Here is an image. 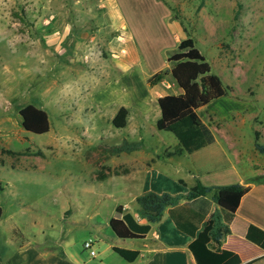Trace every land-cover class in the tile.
Masks as SVG:
<instances>
[{
	"label": "rangeland",
	"instance_id": "1",
	"mask_svg": "<svg viewBox=\"0 0 264 264\" xmlns=\"http://www.w3.org/2000/svg\"><path fill=\"white\" fill-rule=\"evenodd\" d=\"M112 36L120 37L110 44ZM176 36L192 38L229 87L198 110L215 139L200 163L210 175L250 176L251 163L264 159L254 148L264 144V0H0V205L15 211L7 222L18 239L91 260L83 240L97 252L99 231L109 229L93 225L113 217L117 204L135 212L129 198L140 190L139 173H113L129 160L136 169L150 158L163 171L177 163L181 182L199 181L189 179L192 154L165 158L176 139L156 130L159 111L146 82L167 68ZM158 83L161 93L178 92L168 75ZM26 104L46 112L48 131L21 127ZM119 104L128 115L115 128ZM123 141L137 147L112 148ZM101 166L105 176L97 179Z\"/></svg>",
	"mask_w": 264,
	"mask_h": 264
},
{
	"label": "trees",
	"instance_id": "2",
	"mask_svg": "<svg viewBox=\"0 0 264 264\" xmlns=\"http://www.w3.org/2000/svg\"><path fill=\"white\" fill-rule=\"evenodd\" d=\"M166 62V69H158L146 79L148 84L153 85L168 75L178 89L177 93L162 94L156 99L159 115L154 126L156 130L170 132L176 139V145L171 151H165V157L190 153L213 142L212 131L200 120L196 110L224 96L229 90L217 75L210 72L208 63L190 37L177 41L175 50L166 57ZM126 114L127 109L119 106L111 118V124L115 128L123 127ZM18 115L25 131L34 134L48 131L47 114L42 108L26 104L18 110ZM135 147L136 144L123 141L112 148L117 152H128ZM254 148L264 153L263 144L254 142ZM102 168L97 171V179L105 176ZM246 190L247 187L239 183L204 185L196 180L184 195L144 191L133 198L136 214L143 219L142 222L116 205L114 212L119 219H111L109 224L120 236L129 234L138 237L145 234L150 224L158 221L166 212L175 228L191 238L188 249L195 264H240L238 256L222 248L221 242L229 232V222ZM212 204L215 207L210 212ZM245 237L264 248V231L261 229L249 225Z\"/></svg>",
	"mask_w": 264,
	"mask_h": 264
},
{
	"label": "crops",
	"instance_id": "3",
	"mask_svg": "<svg viewBox=\"0 0 264 264\" xmlns=\"http://www.w3.org/2000/svg\"><path fill=\"white\" fill-rule=\"evenodd\" d=\"M119 37L120 36H112L108 42L112 44L113 41ZM88 38L91 40L93 36H89ZM180 39L182 38L176 36V43ZM164 81L165 78L158 82L164 84ZM156 86V84L150 86V88L153 87L154 91H152L151 94L155 100L157 97L164 94L157 91ZM119 106L123 105L119 104ZM202 107L203 106H200L196 112L200 120L208 125V121H205L198 111ZM126 109L128 115V108ZM131 111L141 114L136 110ZM115 112L116 111L113 112V115ZM205 114L207 120H209L211 113ZM214 142L215 139L212 143L202 148L190 153H182L192 154L194 157L192 160V162H194V167L189 173V179H193L194 176H197L199 182L204 185L239 183L247 187L246 192L241 196L238 202L234 211V216L229 222V232L224 236L221 247L234 252L238 256L240 264H264V248L249 241L245 237V232L249 225H253L264 231V159L261 158L258 162L251 163L250 167H252L254 172L248 177H243L242 175L238 177L237 173L231 171L210 175V170L207 165L200 163L199 160L204 154H212L215 151V148L212 149ZM182 154L177 156H181ZM170 157L171 156H167L165 158L169 159ZM142 162L143 163L141 165L139 164L135 169L133 165H136V161L129 160V165L126 166L123 172H113L122 175H127L129 171L139 173L138 176L142 182L140 190L132 194L129 198L130 202L133 203L132 208L135 209V212L129 210L130 206L127 203L117 205H120L123 211H128L133 214L135 219L141 222L143 219L136 214V204L133 201L136 195L144 191H153L156 193L167 192L169 194L183 193L182 195H184L186 193L185 191L196 181L186 180V182H180L181 177L179 176V171H177V163L174 164V168L163 171V168H161L162 164L159 163L158 168L150 158ZM138 167H141V169L139 170ZM202 174L209 175V177L205 180H201L200 177ZM183 184L185 185L184 187L187 188L184 189L182 186ZM2 191L1 189L0 198L3 195ZM214 207L215 205L212 204L210 212ZM14 212L15 211L12 209L5 214L1 208L0 264H195L192 254L188 249V243L191 238L175 228L166 212L161 215L158 221L150 224V228L145 234L138 237L129 234L120 236L111 228L109 221L111 219H119L116 213H114V216L108 219L106 223L99 225L94 224L93 227H95L96 231L102 228L105 230L106 226H108L109 229L106 230V233L105 231L103 232V230L102 232L99 231L104 242L97 245L98 251H95L93 256L90 257V255H88L92 258L91 260L87 257L82 259V261L75 258L73 259L71 255L65 254L63 250L59 252V254L51 249V247L40 250L37 246L39 243L31 238L18 239L17 232L20 236L21 233L14 227L13 223L7 222L10 219V214Z\"/></svg>",
	"mask_w": 264,
	"mask_h": 264
},
{
	"label": "built area",
	"instance_id": "4",
	"mask_svg": "<svg viewBox=\"0 0 264 264\" xmlns=\"http://www.w3.org/2000/svg\"><path fill=\"white\" fill-rule=\"evenodd\" d=\"M120 52L123 53L124 50L121 49ZM112 56H116V54H112ZM82 246H83L84 249H87L88 250V254L90 256H93L95 254V251L92 248V240L90 238H87V239L83 240Z\"/></svg>",
	"mask_w": 264,
	"mask_h": 264
}]
</instances>
